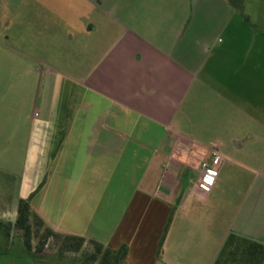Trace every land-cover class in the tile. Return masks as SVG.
<instances>
[{
  "label": "crops",
  "instance_id": "obj_1",
  "mask_svg": "<svg viewBox=\"0 0 264 264\" xmlns=\"http://www.w3.org/2000/svg\"><path fill=\"white\" fill-rule=\"evenodd\" d=\"M223 5L209 10L219 16ZM225 6L231 16L221 30L228 37L195 39L182 47L193 1L187 7L180 0L134 5L142 19L129 10L126 19L113 16L119 34L68 88L52 81L58 71L47 58L25 55L0 40V57H7L0 65V136L24 114L34 125L50 126L58 91L70 95L75 89L73 100L63 105L61 141L49 156L52 176L31 199L51 228L87 239L104 234L107 242L110 234L137 227L130 234L141 246V219L160 213L163 220L168 211L165 247L211 250L206 264H213L228 238L238 234L227 227L214 236L218 216L209 215V202L219 198L216 191L228 172L238 177L251 172V186L263 176L264 37L242 20L234 25V7ZM97 27L81 24L85 33ZM214 151L222 162L214 185L206 188L201 163ZM174 206L179 211L172 212ZM102 217L111 219L104 222L108 227Z\"/></svg>",
  "mask_w": 264,
  "mask_h": 264
},
{
  "label": "rangeland",
  "instance_id": "obj_2",
  "mask_svg": "<svg viewBox=\"0 0 264 264\" xmlns=\"http://www.w3.org/2000/svg\"><path fill=\"white\" fill-rule=\"evenodd\" d=\"M151 1L162 3V0H0V40L25 55L47 58L58 71L52 77V81L58 80L59 85L68 88L72 80L82 78L83 69L94 64L95 54L101 53L105 45H110V37L119 34V29L113 23V16L126 19L127 10H129L137 15V18L142 19L141 8H136L134 5H145ZM180 1L183 7L190 4V0ZM191 1L195 5V12L192 16H188L191 23L185 33L182 47L186 42L190 44L195 39L209 38L213 41L229 36L221 30V24L231 16V13H226L227 2L234 7L230 10L235 11L234 25L236 21L242 20L254 33H260L264 37V0ZM219 3H224L223 12L217 16L215 11L209 10V7L211 5L215 7ZM198 4L202 5L199 9ZM204 4L208 8H204ZM89 5L91 8L84 10ZM145 10L148 12L147 7ZM94 22L98 27L92 28L89 33L81 29L82 23ZM194 45L192 44L190 48ZM261 49H264V42ZM5 59L7 60V57H0L1 66ZM37 77L39 80V74ZM74 93L75 89L71 90L70 95L67 89L62 90L61 93L58 91L54 102L53 122L50 126L45 122L39 126L34 125L31 118L30 121L25 120L23 113V119L19 116V119L11 124L14 128L8 130L6 136H0V221L13 220L16 216V199L28 198L36 194L46 181L49 182L53 172L49 165V156H53V148L61 141L63 105L69 104L70 99L73 100ZM36 131L40 132L39 136ZM47 134L50 135L49 138L45 137ZM259 172H263V176L252 179V181L255 180L252 186L249 185L251 178H254L251 172L240 174V178L238 173L228 172L230 175L224 180L222 190L216 191L219 198H213L209 202L211 205L209 215L218 216L214 225V236L219 237L221 235L219 233L228 227L233 230L232 232H238L236 236L240 237L239 240L246 238L264 244V171ZM51 183L52 181L47 184L49 186H46L45 195L47 196L50 194ZM203 202L204 200H199L197 207L202 206ZM102 203L109 208L108 201L103 199ZM45 205L41 207L44 210H46ZM150 205V211L153 213V205ZM176 209L174 206L172 212ZM35 211L40 217L45 218L44 213L42 215L38 210L35 209ZM159 214L155 215L156 217L141 219L142 234L138 237L140 241L143 239L141 246H137L139 242L135 241V235L130 234L139 229L137 227L134 230L129 228L119 230L117 235L112 233L105 239L107 242L102 240L105 237L104 234H96L95 239L107 246L110 243L114 244L112 250L115 253L122 247H126L128 253L121 264L125 262L128 264H206L211 250L165 247L164 241L172 217L167 211L166 218L162 220L161 216L158 217ZM102 218V225L108 227L104 222H110L111 219ZM123 226L122 224L121 227ZM201 227L202 225L197 223L194 229L199 240ZM149 229L152 230L150 233ZM56 231L68 234L62 230ZM48 245H52V242ZM5 246V239L0 237L1 260L6 258L2 252ZM52 250L50 248V252ZM228 250V244H226L218 259L224 261ZM73 254H66V257H73ZM235 256L236 259L239 258L240 251H237ZM26 258L24 254L12 255L7 264H46L41 259L31 262Z\"/></svg>",
  "mask_w": 264,
  "mask_h": 264
},
{
  "label": "trees",
  "instance_id": "obj_3",
  "mask_svg": "<svg viewBox=\"0 0 264 264\" xmlns=\"http://www.w3.org/2000/svg\"><path fill=\"white\" fill-rule=\"evenodd\" d=\"M32 196L19 198L13 220L0 221V237L6 241L2 251L6 258L0 259V264H7L12 255L22 254L27 257V261L41 259L46 264H121L126 257L128 253L126 247L115 253L107 245L95 239L54 230L33 208ZM239 238L232 234L225 245L235 241L226 251L225 260L217 259L213 264H264V244L246 238L239 240ZM50 242L52 245L49 246ZM50 248L53 249L51 252ZM223 250L224 248L221 252ZM237 251H240V257L236 259ZM71 253H74L73 257H66V254Z\"/></svg>",
  "mask_w": 264,
  "mask_h": 264
},
{
  "label": "built area",
  "instance_id": "obj_4",
  "mask_svg": "<svg viewBox=\"0 0 264 264\" xmlns=\"http://www.w3.org/2000/svg\"><path fill=\"white\" fill-rule=\"evenodd\" d=\"M222 162V156L218 152H212L211 156L201 163V183L204 187L210 188L214 185L218 170Z\"/></svg>",
  "mask_w": 264,
  "mask_h": 264
}]
</instances>
